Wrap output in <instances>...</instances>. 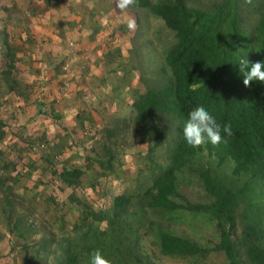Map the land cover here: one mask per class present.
I'll return each instance as SVG.
<instances>
[{
  "label": "rangeland",
  "instance_id": "obj_1",
  "mask_svg": "<svg viewBox=\"0 0 264 264\" xmlns=\"http://www.w3.org/2000/svg\"><path fill=\"white\" fill-rule=\"evenodd\" d=\"M174 41L162 18L134 5L121 10L116 0H0V174L11 178L15 210L32 226L22 239L0 210V264H23L22 244L50 237L56 251L49 263L55 264L62 256L58 240L65 244L67 236L75 237L82 209L109 210L121 193L132 194L137 212L144 210L155 222L152 227L146 217L143 224L134 218L141 257L150 264H228L219 251L181 256L159 247V222L201 246H213L219 230L205 213L136 207L154 165L148 142L135 131L133 102L169 74L164 55ZM10 50L14 89L3 73ZM105 142L116 153L109 170L98 162L99 156L108 158ZM155 152L162 161L165 151ZM64 166L84 170L80 184L60 180L53 168L60 172ZM177 186L192 203L211 202L188 167ZM2 204L0 192V209ZM96 225L102 229L106 220Z\"/></svg>",
  "mask_w": 264,
  "mask_h": 264
},
{
  "label": "trees",
  "instance_id": "obj_2",
  "mask_svg": "<svg viewBox=\"0 0 264 264\" xmlns=\"http://www.w3.org/2000/svg\"><path fill=\"white\" fill-rule=\"evenodd\" d=\"M132 5L162 18L175 35L164 55L169 74L133 102L135 131L148 142V157L154 165L147 175L151 178L143 179L150 183L136 207L159 213L174 209L203 212L215 221L219 240L213 246H201L156 222L155 238L166 254L219 251L228 264H264V83L253 80L245 86L234 60L242 55L250 62L264 59V0H135ZM9 53L3 73L14 89L18 83L10 81L8 74L15 67V56L11 50ZM201 105L221 124H232L233 135L226 138L227 143H205L196 149L185 144L183 123L188 113ZM59 116L54 112V117ZM104 148L108 158L99 156L98 162L109 170L116 153L106 142ZM160 148L165 151L162 161L155 152ZM187 167L211 202L192 203L178 191L179 175ZM53 171L67 186L80 184L84 173L80 167L68 166ZM8 178L0 174V210L7 226L25 239L32 226L16 212ZM134 206V196L121 193L109 210L82 209L75 237L67 236L65 244L58 240L62 256L55 264H86L94 249H100L112 264H150L141 257V235L134 218L141 221L138 224L147 220L148 226L155 222ZM103 220L106 226L100 229L96 222ZM54 240L22 244L23 264H50L49 257L56 251Z\"/></svg>",
  "mask_w": 264,
  "mask_h": 264
},
{
  "label": "clouds",
  "instance_id": "obj_3",
  "mask_svg": "<svg viewBox=\"0 0 264 264\" xmlns=\"http://www.w3.org/2000/svg\"><path fill=\"white\" fill-rule=\"evenodd\" d=\"M135 0H116V6L123 10L134 4ZM135 20L129 18L128 27L135 28ZM235 61L239 63V74L243 77V83L247 86L253 80L264 83V59L250 62L245 56H237ZM223 133V135H222ZM233 135V128L230 122L221 124L217 118L204 106H196L183 123V138L185 144L196 149L205 143L218 145L227 143V137ZM86 264H112L100 249L90 252Z\"/></svg>",
  "mask_w": 264,
  "mask_h": 264
}]
</instances>
